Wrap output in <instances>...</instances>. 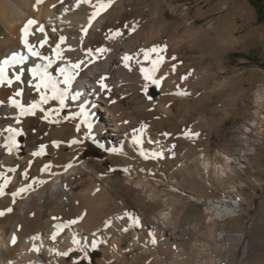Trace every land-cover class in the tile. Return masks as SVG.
I'll list each match as a JSON object with an SVG mask.
<instances>
[{
    "label": "bare ground",
    "instance_id": "bare-ground-1",
    "mask_svg": "<svg viewBox=\"0 0 264 264\" xmlns=\"http://www.w3.org/2000/svg\"><path fill=\"white\" fill-rule=\"evenodd\" d=\"M96 3L97 0H89L87 3L84 0H41L40 3H37V0H0V61L10 57L13 53L27 57L23 63H16L14 67L6 66L5 75L8 80H11V84L7 82L0 83V174H2L0 184H4V177L8 178L4 192L7 188L11 189L9 191L11 192V201L13 204L17 203L16 207L19 210L13 216L10 214V216H0V264H73V261L67 260V256L59 253H69L77 245L85 252L100 249L102 257L97 260V264H124V261L119 263L117 259L124 256L120 255L123 254V252H120L123 249L120 250L119 248V243L122 241L120 239L123 237L120 229L128 226L126 222L130 220L129 213L124 207V210H120L122 208L120 207L119 211L111 206H106V193L110 189V170L100 173L99 169L86 164V162L77 163L79 155L75 151V147L83 140L79 136L83 131L81 129L84 128L87 133L91 134L93 139L100 140L109 150L113 148L120 150L114 152V154H138L142 143L139 146L135 145L132 142L133 137H139L142 142L146 140L147 142L144 143L145 146L148 145V148L151 144L152 149H160L161 143L159 136L156 134H154V142L148 143L153 139H148V128L143 125V116L147 120L149 119L148 121L152 124V127L163 126L167 103L169 101L172 103L178 95L184 92V89L176 88L174 84L188 68L184 63L186 70L183 66L184 71L182 72L180 70L182 65L180 64L179 67L175 62L181 61L185 57L191 58V55L194 54L193 51L200 48L198 43L193 40L195 32L191 33L192 30L188 41L169 42V40L161 39L165 32L162 28H164L166 21H161L159 17H153V25L150 27L148 25L151 32H145L137 28L128 32L129 30L126 31L124 27L126 24L130 25L132 19L129 18L128 21L125 19V23L120 16L107 19V16H109L107 12L117 7L114 5H112L111 10L107 9L98 15L89 25V17L94 11L93 5ZM132 7L134 9L135 6L132 5ZM118 8L120 7L118 6ZM153 10L155 11V8ZM120 12L118 13L120 14ZM112 15L114 14L112 13ZM135 16L137 17V14ZM147 17L149 18V16ZM29 19L34 20L35 23L29 28L28 43L34 46L41 56H46L54 61L47 71L55 79H63L57 73V68L67 67L70 64L83 61L67 93L68 118L79 119V129L77 126H72L70 130L66 128V123H63L62 108H60L58 101L40 102L41 94H44L45 90L43 88L37 90L38 78H34L28 69L36 67L38 64L42 65L47 61L29 55L21 42V29ZM141 20L143 21L144 18ZM39 28H42L43 31H38ZM106 30L111 32L107 31L110 35L116 31L121 34L116 36L115 42L110 48H106L107 51L98 53L96 51L99 49L96 46L98 45L97 42L102 41L104 36H102V32ZM61 36L65 38L63 43L60 42ZM45 37H47V42L41 47L40 41L44 40ZM195 37L198 39L197 36ZM229 42L231 43V41ZM158 43L162 44V47ZM57 44H60V57H56L53 53V49L56 48ZM101 44L102 42L99 45ZM219 44L218 46L222 48L226 47V43ZM153 47L164 48L165 50L160 53L163 60L169 59V62L171 61L170 63L177 66L176 69L180 71V73L178 71L175 74L174 71L177 70L173 68L174 71L169 73L167 72L169 71L166 68L167 65H163V62L159 65L157 68L159 75L154 74V78L160 80L159 96L157 98L151 96L148 81L146 82L141 74V69H150L152 60L156 59V53H152L148 60L144 59V50ZM125 56L131 57L127 61L128 67H125L123 59ZM183 60L182 62H186ZM98 61H102L104 66H102V62L101 66H98ZM21 69H23L22 72ZM117 69H120V72L118 71L119 74L117 73L116 76ZM167 73L168 78L163 81L162 78ZM17 74L20 75L19 80L15 79ZM102 78L103 84L106 85L103 89L100 87ZM178 81L179 79L176 82ZM190 82L192 84V81ZM145 84H147L146 90ZM183 85L182 87H184ZM189 85H187L188 88ZM196 85L198 84L196 83ZM187 86L185 85L184 88ZM59 87L63 88L64 85L60 84ZM173 89H178L176 94L171 93ZM17 92H20V95L17 96ZM254 95L252 101L255 106L260 103L264 104V87H256ZM73 96L76 97L75 100L72 99ZM10 99L17 101L23 108H28L34 103L38 106L33 110V114L21 115L20 108L11 104ZM81 105H83L85 115L77 117V114L81 112ZM258 107L253 112L245 110L247 116L233 125L230 136H226L223 139V145L217 146L212 152L199 151L195 156L188 153L185 155V152L183 153L185 156L182 155L183 157H181L180 155L179 162L175 163L170 160L159 159L161 163L159 165H157L158 163L155 164L156 170L161 167V169L166 168L167 171H175L173 176L170 175L167 178L169 184L166 190L156 188L158 179L155 180V186L151 187L149 186L151 183L149 179L136 178L132 175L135 170H130V167L126 168V170L128 169V177H126L127 182L125 185L127 183L139 185L140 188L137 191L139 200L148 205L154 200L157 201L161 193L165 196L164 199H159L160 204L164 207L155 211L151 217L148 215L146 220L142 221L143 226L146 228L149 226L148 230L145 233L141 230L139 233L134 231L130 233L127 244L128 250L131 251V249L139 247L140 252L149 254V263L147 264H222L227 260L230 247L224 243V233L221 230L217 232L214 226L226 219L236 220L241 215L237 209L238 207L242 208L241 200H244L245 196L240 188L236 187L235 183H230L231 188H237V196H231L229 193H233V190L227 188L226 192L228 193L224 192L220 196L207 197L208 219L205 223L208 231L201 240L192 238L189 242H185L182 238H184L183 236H189L192 228L178 227L175 224L176 212L174 210L177 204L198 200L203 195L200 192L197 193L191 190L184 194L183 191L178 190L180 182L176 176L182 174L183 180L181 181L187 182V184L188 181L191 182L190 179L195 180V178H199L201 182L206 183L209 179L207 177L211 175L217 179H224V177L229 178V173H232L238 166V168L244 170L245 163L251 162L250 153H257L258 146H261L264 150V112ZM155 115H158L156 119L154 118ZM17 119H19V123H17ZM82 121L84 122L82 123ZM107 123L114 126V134L108 133L109 138L104 139L100 137V134L106 128ZM86 124L91 125L90 129L86 127ZM9 127L18 129L21 133L14 138L16 145L22 137H25L26 154L19 155L15 150L16 147H13L12 151L9 152L2 146L5 143V138L10 135L5 131ZM39 129L48 130L50 136H57L60 139L59 143L56 140L42 139L41 136H38V131H41ZM36 136L41 139L36 138ZM73 140L78 141V143H71ZM56 143L63 145H61L58 155L53 157V154H55L53 148L57 145ZM41 145L44 146L43 154L33 156L34 152L40 151ZM64 145L70 149L68 153H64ZM46 152L48 154L54 152L53 156L50 157L53 158H49L51 160V164H48L49 167L41 171L49 160L44 159ZM192 167L197 170L198 177L195 176ZM9 169H15V171H9ZM247 171L252 174L250 169H247ZM101 172L103 171L101 170ZM138 175L140 176V174ZM82 179L85 180L82 185L88 187L84 197L88 193L93 194L91 203L88 201L90 206L82 202L80 193L70 188V184L74 180L81 182ZM235 181L242 183L241 180ZM20 188H25V191L13 197L12 194ZM6 195L5 193L0 195V211H4L3 203ZM64 201L71 204L70 214L77 216V223L69 224L68 222L74 219H71V217L68 221L66 220L67 215H63L62 202ZM10 213L13 214V211ZM26 214L29 215L25 217ZM6 217L9 218L6 219ZM64 217L66 221H64ZM56 220L62 221L57 222ZM106 222H110L107 227H105ZM253 222V219L249 220L247 226L248 237L251 236ZM56 225L67 226L63 227L55 239H52L53 233L57 231ZM165 230H168V233L165 234ZM13 237H15V243H12ZM73 239L79 241V243L74 244ZM153 240H155V243H153ZM93 243L96 245L95 248L92 246ZM248 250L249 245L247 243L237 264L249 263ZM168 252H170V256H168ZM141 256L142 254H138L129 262Z\"/></svg>",
    "mask_w": 264,
    "mask_h": 264
},
{
    "label": "rangeland",
    "instance_id": "rangeland-1",
    "mask_svg": "<svg viewBox=\"0 0 264 264\" xmlns=\"http://www.w3.org/2000/svg\"><path fill=\"white\" fill-rule=\"evenodd\" d=\"M121 1L114 0L112 5L117 7L114 9L111 5L113 9L111 10V7H109L108 9H110L112 12L108 11L107 13H109V16H107V13L106 16L107 19H112L116 16H120L124 23L125 19H132V24L130 23L131 26L126 24L124 27L126 31H132V25L136 24L135 28L142 29L145 32H151V29H149V27L153 25L154 18L159 17L161 21H166L165 25L163 26L164 28H162L163 31H165V36L163 34L161 39L169 40V42H184L185 40L188 41L190 40L189 36L190 31L192 30L191 33L195 32V36H197L198 38L196 39V37L194 36L193 40L198 43V47L200 48L193 51L195 56L194 54H192L191 58L185 57V59L183 58L184 60L182 59L186 62H182V60L175 62L177 66L179 65V67L182 65V67H180V70L182 72L186 70V68H188L183 73L181 72L182 75L180 74V77H185L184 79L178 77L181 83L179 81L176 82L178 80L177 79L174 84L175 86L173 85L176 88L179 87L181 89H184L183 93L186 94H180L178 95L179 97L177 96L172 101V103L171 101L167 103V109L164 111L166 116L165 120L163 121V126H161L162 128L159 126L152 127V124L148 121L149 119L147 120V118L143 116V125L145 128H148V139H153L152 141H148V143L154 142V134H156L157 136H159L161 147L160 149H152V147H150V144L148 148V145L145 146L144 142L146 140H144L140 146V150L143 149L149 154L159 153L160 156L155 159L151 157L145 159L139 154L140 150L138 154L136 153L135 155L130 153L114 154V152L109 151V149L106 148L100 140L93 139L91 134L87 133L84 128L81 129L83 131H81L79 135L83 140L75 147V151L79 155L77 162L78 164L86 162V164L99 169L100 173H105V171L107 170L111 171L109 182L110 189L106 193V206H111L116 210H119L120 207H122L120 210H124V207L125 210L129 213L130 220L126 222V225L128 224V226L124 228L127 229V231H125L123 228L120 229L123 234L122 238L124 239H120L122 241L120 242L121 244L119 243V248L120 250L123 249L122 251H120L123 252V254L120 255L124 256L121 257L122 259L118 258L119 260L117 259V262L122 263L124 261V264H143L144 262V264H147L149 263V254L140 252L139 247L131 249L130 251L127 248V244L130 239V233H132L133 231L135 233H139L140 230L145 233L146 230H148L149 226L147 228L143 226L142 221L146 220L148 215L151 217L152 215H154L155 211L164 207L160 204L159 199H164L165 196L163 195V193H161L157 201L154 200L151 202V204L149 203L148 205L144 201L139 200V198L137 197V191L138 188H140L139 185H130L129 183L125 185V183L127 182L126 177H128V169L126 170V168L130 167V170H135L132 175L136 178L143 177L149 179L150 182L153 183L152 185L150 183L149 186L151 187L155 186V180L158 179L156 188L166 190L168 187L167 185L169 184V179L167 178L170 175L173 176L175 171H167L166 168L161 169V167L156 170L154 167L156 163H158L157 165H159L161 163L160 160H170L175 163L178 161L180 155L181 157H183L182 155H184L183 153L185 152V155L188 153L189 155L192 154L191 156L197 155L199 151L210 153L217 146L223 145V139H225L226 136H230V130L233 125L239 123L243 118L247 116L245 110L253 112V110H255V108L260 105L258 108H260L262 112H264V104L260 103L259 105L255 106V103L252 101V98L255 97L254 91L256 87H264V0ZM120 5L122 6V8ZM132 5L135 6L134 9ZM118 6L120 8H118ZM153 6L156 12L153 10ZM135 9H141L142 12L139 10L138 12ZM133 10L136 11L137 17L135 16L136 14L135 11L133 12ZM119 11H121V15L118 13ZM112 13L114 15L111 16ZM123 15L126 16L124 17ZM145 15L146 17L149 16V18L147 17V19ZM134 16L136 17L135 19ZM143 18L144 20L142 21L141 19ZM144 23H146L147 25ZM150 23L152 24L150 25ZM183 24L186 25L185 28ZM187 26L191 29H189ZM107 31L109 30L102 32V36L104 35L102 37V41H100V43L102 42V44L99 45L100 43L97 42L98 45L96 46H98L99 48H110L115 42L116 37L109 38L111 36V32L109 31V33ZM229 41H231V43ZM215 42H217L218 44L226 43V47L222 48ZM158 44L162 47V44ZM186 59L189 60L190 63H192L190 64ZM101 62L102 61H98V66H101V64L103 63ZM170 62L169 59H164L162 64L167 65L166 68L169 71H166L169 73L171 71L173 72V68H175V70L177 71H174V73L176 74L179 70L176 69L177 66L172 65ZM184 63L186 65V68L184 66ZM102 66H104V63L102 64ZM118 71L120 72V69H117L116 72L114 71L116 73V76L119 74ZM156 71L157 72L155 73L159 75V71ZM178 73H180V71ZM194 76L199 77L195 78ZM166 78H168V73L165 75V77L162 78V80L164 81L166 80ZM194 79L196 80L193 81ZM186 80L192 81V84L189 81V85L188 81ZM194 82L195 84L193 85ZM178 83L180 84L179 86ZM196 83L198 85H196ZM182 85L184 87L185 85H189V88L188 86L184 88L182 87ZM197 87L200 89H198ZM177 91L178 89H173L171 90V93L176 94ZM180 101L183 103L181 104ZM67 102L68 98L65 99V106L62 108L61 113L63 115V123H66V128L70 130L72 126H77L80 124V122L77 118H68L69 106ZM77 117H80V114H77ZM157 117L158 115L154 116L155 119ZM113 129L114 126L111 127L110 123H107L106 128L103 129L100 137L104 139L109 138V134H114ZM161 129L163 131H159ZM186 132L198 135L185 136ZM41 133L46 134L44 135ZM166 133L167 135H165ZM38 134L37 135L41 136L42 139L46 138L49 139V141L56 140V142L59 143L60 139L57 136H50L48 130L38 131ZM38 136H36V138L41 139ZM61 145L63 144H57L53 148V151L55 149V154H53L54 152L52 153L54 156L51 153L48 154L46 152L44 159L47 160L51 156L55 157L56 155H58V151L60 150ZM63 147L65 148L64 153H68L70 151V149L67 148L66 145H64ZM258 147L259 148L257 149V153H250L251 162L245 163L246 167H243L244 170L238 168L239 166L236 167L234 171H232V173H229V178L224 177V179H217L211 175L207 177V179H209L206 183L201 182L199 178H195V180L190 179L191 182L188 181L187 184V182L185 183L184 181H181L183 180L182 174H178L176 176L178 181L180 182L178 190L183 191L184 194H187V191L191 190L194 192L196 191L197 193L200 192L203 195L198 200H190V202L177 204L176 209L174 210L176 212L175 224L178 225V227L182 228H192L189 232L190 237L183 236L184 238H182V240L185 242H189L192 238H199V240H201L204 238L205 234L208 231L207 224L205 223V221L208 219V213L206 209L208 206L207 197L220 196V194L226 192L227 188L233 190V193H229L231 196H237V188H231L230 183H235L236 187L238 186L242 194L245 196V199L241 200L242 208L238 207L237 209L238 213H240L241 215L238 216L236 220L226 219L218 225L214 226L217 232L221 230L224 233V243L226 246L230 247V250L228 251V258L222 264H237L243 254V249L247 243L249 245L248 264H264V150L261 146ZM15 150L19 155H24L27 153L25 137H22L19 140ZM186 150H188L189 152ZM50 159L45 164H51ZM247 169H250L252 171V174L248 173ZM101 170L103 172H101ZM192 170L195 176L198 177L197 170L193 167ZM137 173L140 174V176ZM235 180H241L242 183L236 182ZM84 182V179H82L81 182L78 180H74V182L70 184V188L73 191L80 193L79 195L82 197V202L85 205L90 206V201L93 194L88 193L87 196L84 197L86 195L85 192H87L88 190V187H86V185H82ZM10 190V188H7L6 191L8 193L6 191L4 192L5 195L7 194L3 203L5 216H13L15 212L19 211L16 207L17 203L13 204L11 201V192H9ZM5 200L8 202H6ZM64 202L66 205L64 204ZM64 202H62V211L63 215H67L66 220H70V218L72 217L71 219L77 221V216L75 214H70L71 204L68 201ZM7 208H11L13 214H11L10 212L7 213ZM28 215L29 214H26L25 217H27ZM7 218L9 217H6V219ZM250 219H253L254 222L251 228V236L248 237L247 226ZM66 220L64 217V221ZM56 221L59 222L62 220ZM166 233H168V230H165V234ZM124 235L127 238H125ZM138 254H142L143 257H138L136 260L129 262ZM88 256H91L92 260L87 259L83 264H97V260L102 257V251L100 249H94L85 252L80 246L77 245L74 249L69 251L67 260L73 261V264H76L78 261ZM168 256H170V252H168ZM45 260L47 261V259Z\"/></svg>",
    "mask_w": 264,
    "mask_h": 264
},
{
    "label": "snow or ice",
    "instance_id": "snow-or-ice-1",
    "mask_svg": "<svg viewBox=\"0 0 264 264\" xmlns=\"http://www.w3.org/2000/svg\"><path fill=\"white\" fill-rule=\"evenodd\" d=\"M41 0H37V3H40ZM84 2H89V0H84ZM113 3V0H97V3L95 5H93L94 7V11L92 12L91 16L89 17V25L91 24V21L93 19H95L98 15H100L102 12L106 11L109 7H111ZM35 23L34 20L29 19L26 24L24 25V27L21 29V42L23 43L24 47L27 49L29 55L31 56H35L38 57L41 60L47 61L46 63L40 65H36L35 68H30L28 69L29 73H31L33 75L34 78H38V83L36 84V88L39 91L41 88H43L45 90L44 94H41V98H40V102L42 103H47L49 100H56L59 102V106L60 108H63L65 106V99L67 98V93H68V88L71 86L72 80L74 79L75 75L77 74V70L80 67V64L83 63V61H80L78 63H73L68 65L67 67H59L56 69L57 73L59 74V76H61L63 79H55L47 70L48 68L51 67L52 63H54V61L52 59H49L46 56H41V54L35 50L34 46L30 45L28 43L27 40V36L29 34V28L31 25H33ZM38 31H43L42 28L37 29ZM131 30L134 31L135 30V25H132ZM86 31V29H85ZM121 33L119 31L113 32L111 34V36L109 38H115L116 36H119ZM64 37L61 36L60 37V42L63 43L64 41ZM47 42V37H45L44 40L40 41V46L43 47V45ZM165 49L164 48H160V47H153L151 49L148 50H144V59L148 60L150 58V55L152 53H156V59L152 60V67L150 69H145L142 68L141 69V74L143 75L144 80L147 81H151L152 83L156 84L157 86H159L160 84V80L159 79H155L154 78V74L157 70V68L159 67V65L163 62V56L160 55L161 52H163ZM98 53H102L107 51V49L105 48H99L96 50ZM53 53L55 54L56 57H60L61 53H60V44L56 45V48L53 49ZM27 59V57L13 53L10 57L5 58L3 61H0V83H9L11 84V80H8L6 78L5 72H6V66H15L16 63H23V61ZM124 61H125V67H128L127 61L131 59L130 56H125L123 57ZM174 59V58H173ZM23 71V69H21V72ZM185 77H182V79H184ZM16 80L20 79V75L17 74L15 76ZM103 78L100 82V87L103 89L106 87V85L103 84ZM63 84L64 87L60 88L59 85ZM147 89V84H145V90ZM181 94H186V93H181ZM16 95H20V92H17ZM151 98V97H149ZM73 100L76 99L75 96L72 97ZM10 103L15 105L16 107L20 108V112L21 115H26V114H33V110L37 108V104H32L30 105L28 108H23L22 106L19 105V103L15 100H11L10 99ZM80 115H85L84 113V108L83 105H81V112L79 113ZM84 121H82L83 123ZM17 123H19V119H17ZM86 127H88L90 129L91 125L90 124H86ZM77 128L79 129V125H77ZM5 131H7L10 135L8 137L5 138V143L2 145L5 149H7L9 152L12 151L13 147H16L15 144V136L20 135V131L18 129H13L11 127L5 129ZM167 135V133L165 134ZM190 135H198V134H194V133H189L186 132L185 136H190ZM135 145L139 146L142 141L139 139V137H133V141H132ZM71 143H78V141L73 140ZM109 151L111 152H118L120 151L119 149L113 148L110 149ZM44 152V146L41 145L40 151L39 152H34L32 155L33 156H37V155H42ZM142 157H144L145 159L148 158H157L158 156H160L159 153H147L145 152L143 149L140 150L139 153ZM48 165H45V167L43 169H41V171H44L48 168ZM9 171H15V169H9ZM0 176H2V174H0ZM8 183V178L4 177V184H0V195H3L4 193V188ZM25 191V188H20L17 192L13 193V197H15L16 195H18L20 192ZM6 211L11 212L12 209L11 208H7ZM4 211H0V216L4 215ZM77 221L73 220V221H69L68 223H76ZM110 222H106L105 223V227L108 226ZM67 225H56V229L57 231L53 233L52 235V239H55L56 236L59 234L60 231H62L63 227H66ZM125 231H127V229H124ZM12 243H15V237H13L12 239ZM73 243L74 244H78L79 241L73 239ZM153 243H155V240H153ZM93 248H95V243H93ZM60 255H64L67 256L68 253L64 252V253H59Z\"/></svg>",
    "mask_w": 264,
    "mask_h": 264
},
{
    "label": "water",
    "instance_id": "water-1",
    "mask_svg": "<svg viewBox=\"0 0 264 264\" xmlns=\"http://www.w3.org/2000/svg\"><path fill=\"white\" fill-rule=\"evenodd\" d=\"M148 87H149L151 96L153 98H157L159 96V86L152 83L151 81H148Z\"/></svg>",
    "mask_w": 264,
    "mask_h": 264
},
{
    "label": "trees",
    "instance_id": "trees-1",
    "mask_svg": "<svg viewBox=\"0 0 264 264\" xmlns=\"http://www.w3.org/2000/svg\"><path fill=\"white\" fill-rule=\"evenodd\" d=\"M87 259H91L92 260V257L91 256H88L84 259H81L80 261H78L76 264H83ZM93 262V261H92ZM92 264V263H91Z\"/></svg>",
    "mask_w": 264,
    "mask_h": 264
}]
</instances>
